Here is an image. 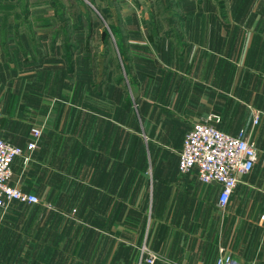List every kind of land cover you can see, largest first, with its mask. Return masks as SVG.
I'll use <instances>...</instances> for the list:
<instances>
[{
	"label": "crops",
	"instance_id": "1",
	"mask_svg": "<svg viewBox=\"0 0 264 264\" xmlns=\"http://www.w3.org/2000/svg\"><path fill=\"white\" fill-rule=\"evenodd\" d=\"M87 1L0 0L8 185L53 206L0 208V264H264V0ZM209 115L257 154L223 210L177 172Z\"/></svg>",
	"mask_w": 264,
	"mask_h": 264
},
{
	"label": "built area",
	"instance_id": "2",
	"mask_svg": "<svg viewBox=\"0 0 264 264\" xmlns=\"http://www.w3.org/2000/svg\"><path fill=\"white\" fill-rule=\"evenodd\" d=\"M254 115L253 123L256 122ZM217 118L213 115L204 120L196 121L184 134L178 152L177 172L180 176L196 170V177L200 184H217V208L223 210L231 196L238 178L248 174L257 161V154L253 145L242 138V134L228 136L214 128ZM31 141L26 144L25 150L36 148L35 142L39 138L38 129L30 130ZM22 150L4 142L0 137V208L10 202L24 205L39 204L31 193H24L8 185L11 176L10 165L13 159L22 156ZM143 264H154L158 256L142 248ZM214 264H236L230 257L218 250Z\"/></svg>",
	"mask_w": 264,
	"mask_h": 264
},
{
	"label": "rangeland",
	"instance_id": "3",
	"mask_svg": "<svg viewBox=\"0 0 264 264\" xmlns=\"http://www.w3.org/2000/svg\"><path fill=\"white\" fill-rule=\"evenodd\" d=\"M97 1V0H96ZM83 2L86 4V10H88V12H89V14H91V16L92 17H98V15L99 14H97L98 12V9H96L95 8V6L94 5H92L91 3H89L87 0H83ZM97 6H98V3H97ZM46 15V14H45ZM101 16V15H100ZM104 29V28H103ZM106 30V29H105ZM98 31V30H97ZM108 33H110V32H108ZM112 36H111V33L108 35V38H107V40H104V41H106V43H107V45L109 44V47L111 48V50H112ZM97 44H98V42H97ZM119 65H120V68L123 70V67H122V65L123 64H120L119 63ZM121 70V71H122ZM123 83V85H125L124 84V82H122ZM133 107H134V105H133ZM23 156V155H22ZM24 193H26V192H24ZM38 202H39V204L37 205V206H41V207H43L44 209H46V210H51V209H53V206L52 205H50L49 203H47V202H42L41 200H39L38 199ZM63 203V202H62ZM26 207L27 206H31V205H25ZM9 207H11L10 206V203H8L7 204V206L6 207H4V208H2V209H7V208H9ZM54 207H56V206H54ZM150 252V251H149ZM143 258H144V255L141 253V258H140V263L139 264H143ZM157 262V261H156ZM155 264V263H154Z\"/></svg>",
	"mask_w": 264,
	"mask_h": 264
}]
</instances>
